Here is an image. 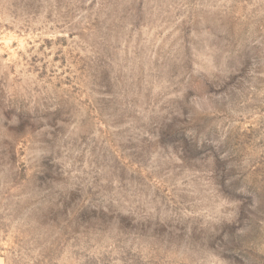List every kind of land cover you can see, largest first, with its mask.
<instances>
[{
	"label": "rangeland",
	"instance_id": "374dc122",
	"mask_svg": "<svg viewBox=\"0 0 264 264\" xmlns=\"http://www.w3.org/2000/svg\"><path fill=\"white\" fill-rule=\"evenodd\" d=\"M0 264H264V0H0Z\"/></svg>",
	"mask_w": 264,
	"mask_h": 264
}]
</instances>
